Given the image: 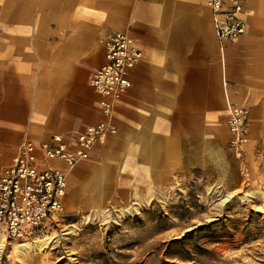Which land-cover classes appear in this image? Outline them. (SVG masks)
<instances>
[{
    "label": "crops",
    "instance_id": "1",
    "mask_svg": "<svg viewBox=\"0 0 264 264\" xmlns=\"http://www.w3.org/2000/svg\"><path fill=\"white\" fill-rule=\"evenodd\" d=\"M242 2L247 31L223 49L207 0H0V178L22 144L61 135L74 148L102 120L89 83L116 33L143 59L114 108L117 133L72 170L50 164L67 174L65 217L149 204L232 155L231 105L250 112L245 158H264V0Z\"/></svg>",
    "mask_w": 264,
    "mask_h": 264
},
{
    "label": "rangeland",
    "instance_id": "2",
    "mask_svg": "<svg viewBox=\"0 0 264 264\" xmlns=\"http://www.w3.org/2000/svg\"><path fill=\"white\" fill-rule=\"evenodd\" d=\"M51 238L25 254L3 238L0 264H264V158L227 153L149 204L59 219Z\"/></svg>",
    "mask_w": 264,
    "mask_h": 264
},
{
    "label": "built area",
    "instance_id": "3",
    "mask_svg": "<svg viewBox=\"0 0 264 264\" xmlns=\"http://www.w3.org/2000/svg\"><path fill=\"white\" fill-rule=\"evenodd\" d=\"M221 48L242 37L247 26L242 0H207ZM143 59V52L128 33H116L105 43V63L90 79V87L101 97L102 120L77 135L74 148L63 136L54 135L38 148L30 142L19 148L16 162L0 178V235L25 244L49 236L59 219L65 218L67 174L53 167L61 162L69 170L87 161L92 151L117 133L113 123L116 104L132 89L130 72ZM228 149L238 161L245 159L250 112L229 106Z\"/></svg>",
    "mask_w": 264,
    "mask_h": 264
},
{
    "label": "bare ground",
    "instance_id": "4",
    "mask_svg": "<svg viewBox=\"0 0 264 264\" xmlns=\"http://www.w3.org/2000/svg\"><path fill=\"white\" fill-rule=\"evenodd\" d=\"M51 239L48 241H46V240H42L41 242L37 241V242H34V244H33V242H27L25 245L17 246L16 252L17 253H22V252L25 253V251L40 252V251H43L45 249L51 250L53 248V246H51V244L55 240V239H52V240ZM54 246H55V244H54ZM5 248H6L5 245L0 244V258L2 257Z\"/></svg>",
    "mask_w": 264,
    "mask_h": 264
}]
</instances>
